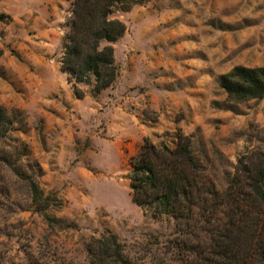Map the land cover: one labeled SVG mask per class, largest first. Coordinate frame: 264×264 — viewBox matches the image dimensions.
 I'll list each match as a JSON object with an SVG mask.
<instances>
[{"label": "rangeland", "instance_id": "rangeland-1", "mask_svg": "<svg viewBox=\"0 0 264 264\" xmlns=\"http://www.w3.org/2000/svg\"><path fill=\"white\" fill-rule=\"evenodd\" d=\"M72 2L0 0V108L11 121L0 120V264H88L86 244L104 234L139 264H189L231 236L257 246L263 208L240 202L259 226L242 233L247 221L225 201L264 152V96L230 100L219 77L264 66V0H141L114 12L125 25L110 43L117 76L99 92L60 71ZM179 130L220 201L186 236L134 204L128 185L144 140L172 147Z\"/></svg>", "mask_w": 264, "mask_h": 264}, {"label": "trees", "instance_id": "trees-1", "mask_svg": "<svg viewBox=\"0 0 264 264\" xmlns=\"http://www.w3.org/2000/svg\"><path fill=\"white\" fill-rule=\"evenodd\" d=\"M141 0H73L71 18L63 40L60 71L73 78L75 83L88 82L93 78V91L109 87L117 76L113 47L110 43L118 40L125 31V25L111 17L116 11H128ZM7 15L0 14V18ZM102 42L107 44L102 45ZM219 85L230 100L244 101L264 96V66H234L219 77ZM75 95L81 91L74 85ZM10 125L11 121L0 108V120ZM176 142L170 147L155 145L145 139L140 150L129 160L128 185L131 201L141 208H150L155 214L170 215L180 235L193 234L199 228L197 220L209 223L217 210L218 194L215 184L207 178L204 169L193 153L190 138L177 131ZM247 176L232 181L227 191L230 217L233 220L240 212V202L263 208L260 228L263 238L257 246L247 249L239 247V238L231 236L213 245L205 256L196 251V260L189 264H264V152L260 153L254 170ZM33 201L39 202L42 193L31 181ZM240 200V201H239ZM237 209L239 210L237 212ZM238 215V214H237ZM238 223L247 221L240 231L244 233L258 228L250 215L240 212ZM201 223V222H200ZM193 251L194 247L185 239L180 244ZM88 264H139L123 253V248L113 234L91 238L86 244ZM20 264V263H12ZM25 264H37L27 261Z\"/></svg>", "mask_w": 264, "mask_h": 264}]
</instances>
